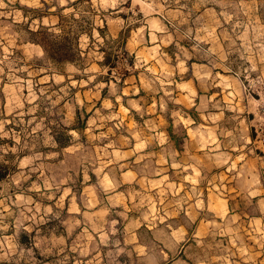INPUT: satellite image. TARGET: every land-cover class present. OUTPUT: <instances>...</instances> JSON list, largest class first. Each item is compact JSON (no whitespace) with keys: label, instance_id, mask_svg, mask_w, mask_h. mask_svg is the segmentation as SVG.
Wrapping results in <instances>:
<instances>
[{"label":"rangeland","instance_id":"obj_1","mask_svg":"<svg viewBox=\"0 0 264 264\" xmlns=\"http://www.w3.org/2000/svg\"><path fill=\"white\" fill-rule=\"evenodd\" d=\"M0 264H264V0H0Z\"/></svg>","mask_w":264,"mask_h":264},{"label":"trees","instance_id":"obj_2","mask_svg":"<svg viewBox=\"0 0 264 264\" xmlns=\"http://www.w3.org/2000/svg\"><path fill=\"white\" fill-rule=\"evenodd\" d=\"M36 42H37V44H40L44 48L45 52L48 51V49L44 46V44L42 42H40V41H36ZM53 46H54L53 47L54 53L59 55V56H63V57H54L53 61L55 63L59 64V63H64V62H72L73 59L71 57H69V55H68L71 48L68 49L67 46H65L63 43H60V42L54 43Z\"/></svg>","mask_w":264,"mask_h":264},{"label":"crops","instance_id":"obj_3","mask_svg":"<svg viewBox=\"0 0 264 264\" xmlns=\"http://www.w3.org/2000/svg\"><path fill=\"white\" fill-rule=\"evenodd\" d=\"M171 138H172V136H171Z\"/></svg>","mask_w":264,"mask_h":264}]
</instances>
